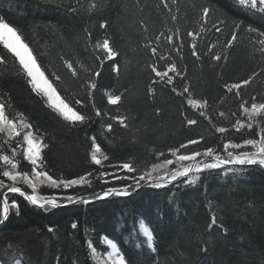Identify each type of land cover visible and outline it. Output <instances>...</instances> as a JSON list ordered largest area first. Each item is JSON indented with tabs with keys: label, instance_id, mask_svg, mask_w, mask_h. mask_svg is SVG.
I'll return each mask as SVG.
<instances>
[{
	"label": "trees",
	"instance_id": "obj_1",
	"mask_svg": "<svg viewBox=\"0 0 264 264\" xmlns=\"http://www.w3.org/2000/svg\"><path fill=\"white\" fill-rule=\"evenodd\" d=\"M69 5L77 11H70ZM203 6L214 9L207 23L201 19ZM0 16L24 34L46 75L60 76V81L54 83L61 95L81 99L83 103L76 106L77 110L90 117L76 126L63 121L31 91L18 72V63L0 46V54L7 58L0 64V98L10 100L6 113L22 112L33 131L39 129L45 137L48 147L43 155L49 174L75 178L93 173L91 187L65 191L42 185V195L87 196L107 187H119L131 181L109 175L106 179L110 182L105 184L99 178L100 172L116 173L111 165L123 162L132 163L138 171L149 170L153 163L171 158L169 149L201 137L198 145L181 152L210 146L220 151L228 139L241 143L246 138H258L255 134L264 127V117H257L260 123L251 130L237 132L233 127L236 119H247L242 103L250 107L253 98L256 103H264V46L258 43L257 35L264 32V14L239 6L237 0H62L60 5L47 0H0ZM236 21L255 28L257 33L241 27L237 41L226 48ZM104 23L107 27H101ZM202 27L205 30L201 33ZM216 27L221 31L216 32ZM189 31L199 33V59L191 54ZM161 32L179 34L183 40L179 53L161 37L157 55L151 54L146 45L157 46L156 37ZM104 38H110L120 52L115 61L120 66L118 74L113 71V61H105L100 68L95 59L102 54L94 46ZM212 44L216 47L211 48ZM214 54L222 59L214 60ZM160 55L170 56L186 71V75L176 78L174 86L182 92L187 85L192 98L206 100L210 120L187 104L188 94L177 95L171 90L173 85L166 86L155 77L148 66L157 62L163 70L169 62L159 60ZM65 60L78 69L77 77L66 68ZM84 68L101 72L90 96L84 87L90 73ZM49 78L53 79L51 75ZM245 79H251V83L243 86L239 95L225 88V84ZM150 88L155 92L150 93ZM109 93L121 95L120 103L109 104ZM96 110L100 116H96ZM220 112L225 115L220 116ZM116 116L125 117L124 125L112 119ZM185 117L197 123L188 125ZM109 123L111 131L106 127ZM218 127L229 131L219 133ZM93 136L109 157L104 167L91 161ZM20 139L0 134V152L11 155L5 141L15 147ZM161 152L165 155L160 156ZM16 159L20 169H30L22 149ZM236 167L240 170L227 174L225 169L205 170L194 185L180 181L160 189L145 185L129 196L55 209L36 208L19 194L10 193V201L15 199L20 207L18 213L10 211L8 219L0 223V262L98 264L88 242L93 243L96 254L104 257L110 252L106 240L111 239L127 264H264V168ZM213 216L215 224L211 222ZM74 222L75 229L71 227ZM141 223L153 232L155 251L149 247Z\"/></svg>",
	"mask_w": 264,
	"mask_h": 264
},
{
	"label": "snow or ice",
	"instance_id": "obj_2",
	"mask_svg": "<svg viewBox=\"0 0 264 264\" xmlns=\"http://www.w3.org/2000/svg\"><path fill=\"white\" fill-rule=\"evenodd\" d=\"M48 3L53 5L62 4V0H47ZM239 6L255 10L260 14H264V0H237ZM95 5H93L94 7ZM165 7L167 4L165 3ZM69 10L76 12L77 9L69 5ZM214 9L208 6H203L201 9V19L204 23H207L210 13ZM173 19H176L173 16ZM101 27H107L104 23ZM244 27L247 32L257 33L255 28L244 26L242 21L234 22V31L232 32L230 39L225 43L226 48H231L238 39V32ZM204 28L200 29V32H204ZM221 29L216 27V32H220ZM90 35V34H89ZM258 43L264 46V32H259ZM187 36L191 38V54L197 59L200 58V53L197 48V40L199 33L195 31L187 32ZM163 37L164 41L171 46L172 50L179 53L180 48L183 45V40L178 33L170 32L165 34L161 32L157 37L155 43L157 46L151 44L146 45L150 49L152 55H157L158 46ZM180 41L179 46L177 41ZM0 46L6 50L7 54H10L11 58L18 63V72L26 79V83L30 86L31 91L41 99L42 103L51 109L58 117L63 121L68 122L69 125L76 126L85 124L90 120V117L82 111L77 110V105H82V100L77 98H69L67 95H61V91L58 90V85L55 81H60V76L55 73L46 75V71L41 67V63L38 61L37 55H34L33 49L29 46V43L25 42L24 34L19 30L17 26L7 21L4 17L0 16ZM216 45L212 44L211 48H215ZM94 49H98L101 55H96L95 59L99 62V67L102 68L105 61H113V71L117 74L120 71V66L115 63L116 58L120 55V52L114 48L110 42V38H104L102 42H97ZM264 51V48L261 49ZM159 60H168L169 62L161 70L157 66V62H153L148 67L158 78L159 82L167 85H173L172 92L177 95L188 94L186 97L187 104L194 109L200 110V115L206 119H211L205 109L208 106L206 100H197L192 98L189 92V86L185 85L182 92H178L174 86L177 77H183L186 75V71L178 67L177 63L171 60V57H165L160 55ZM213 59L220 61L222 56L220 54H214ZM226 59V57H225ZM7 62L6 55L0 54V64ZM64 64L66 68L71 72L73 77L78 76V69L74 67L71 61L65 60ZM83 67V65L81 66ZM85 72L90 73L86 79L84 87L87 89L88 95L97 88L95 78L101 75L100 70H90L84 68ZM53 79H50L49 76ZM153 84L157 83V80L152 81ZM251 83V79H245L238 83L225 84V88L229 93L235 91L236 95L240 94V89L243 86H247ZM150 93H154L155 89L150 88ZM107 100L109 104L116 105L121 101V95L108 94ZM6 107H10V100L0 98V134H6L8 138L20 137L21 139L16 142L15 147H11L9 143L11 155L3 154L0 152V223L6 221L9 217L10 211H19V203L12 199L10 201L9 194H19L24 200L36 208L46 210L55 209L61 206L69 204H89L95 200L106 199L114 196H129L133 191H137L142 186H149L153 188H165L173 182L180 181L185 185H194L196 181L200 179V173L205 170L225 169V174L229 172H235L240 170L236 166H260L264 167V127H259L258 132L255 134L258 138H246L241 143L233 142L228 139L223 143L222 149L218 151L215 147H206L203 150H192L181 152V149H188L190 145H198L203 137L198 139H190L185 143H181L179 147L171 148L168 150L171 158H165L160 163H153L149 170L138 171L136 167L130 162H123L118 165H111L116 168V173H107L101 171L99 178L103 183L107 184L110 181L106 179L111 175L114 179H120L125 181H131V183L123 184L119 187H107L101 192H92L89 195H81L79 193L66 194V195H42L39 192V188L42 185H46L52 189L71 190L76 187L83 188L84 186L91 187L93 173L88 172L85 175H81L75 178H64L63 176H54L49 174L47 170L46 161L44 158V150L48 147L45 143V137L40 133L39 129L33 131V125L28 121L27 117L18 111L6 113ZM241 110L247 117L246 120L236 119L233 127L237 132L241 129L247 128L253 129L254 125L260 123L257 117H264V103H256L255 98L249 107L247 102L241 104ZM96 116H100L99 110H96ZM220 116H224V112L219 113ZM235 115V113H233ZM112 119L118 120L121 125H124L125 117L116 116ZM188 125H195L197 121L195 119H189L185 117ZM126 126V125H125ZM107 130L111 131L112 124L106 125ZM219 133H227L229 131L226 127H218L216 129ZM92 150L90 153L91 161L98 166L104 167V161H108V155L103 153L100 144L96 143V137H92ZM253 150H247V149ZM23 152V158L30 164V169H20L19 161L16 159L18 150ZM241 149H245L242 150ZM165 153L161 152L160 156H164ZM175 165V167H170ZM119 171L125 173H137L136 175H123L120 176ZM6 178V179H5ZM183 178V179H182ZM7 181V182H6ZM29 189L30 191H26ZM212 224L216 223V218L212 217ZM71 227L75 229L77 224L72 223ZM144 237L147 239V243L153 251V232L145 226L143 223L140 225ZM49 231H52L49 228ZM108 245L111 246L112 251L108 254V259L111 264H127L125 257L120 253V249L117 244L111 239L107 240ZM88 248L94 255L96 248L91 241L88 242ZM206 250V249H205ZM16 264H20L19 261Z\"/></svg>",
	"mask_w": 264,
	"mask_h": 264
},
{
	"label": "rangeland",
	"instance_id": "obj_3",
	"mask_svg": "<svg viewBox=\"0 0 264 264\" xmlns=\"http://www.w3.org/2000/svg\"><path fill=\"white\" fill-rule=\"evenodd\" d=\"M144 224V223H143ZM145 225V224H144ZM146 226V225H145ZM141 228V227H140ZM106 243H107V240H106ZM110 247V252L112 251L111 249V246L109 245ZM118 247V246H117ZM109 254V253H108ZM108 254H106L104 257L99 255V254H94V258L95 260L97 261L98 264H111V261L108 259ZM0 264H2L0 262Z\"/></svg>",
	"mask_w": 264,
	"mask_h": 264
},
{
	"label": "water",
	"instance_id": "obj_4",
	"mask_svg": "<svg viewBox=\"0 0 264 264\" xmlns=\"http://www.w3.org/2000/svg\"><path fill=\"white\" fill-rule=\"evenodd\" d=\"M264 168V167H263Z\"/></svg>",
	"mask_w": 264,
	"mask_h": 264
}]
</instances>
